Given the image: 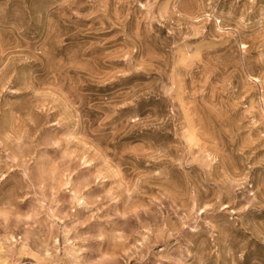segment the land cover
I'll use <instances>...</instances> for the list:
<instances>
[{
  "label": "clouds",
  "instance_id": "1",
  "mask_svg": "<svg viewBox=\"0 0 264 264\" xmlns=\"http://www.w3.org/2000/svg\"><path fill=\"white\" fill-rule=\"evenodd\" d=\"M0 264H264V0H0Z\"/></svg>",
  "mask_w": 264,
  "mask_h": 264
}]
</instances>
